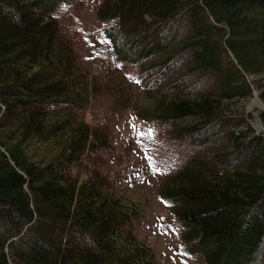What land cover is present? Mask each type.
Returning <instances> with one entry per match:
<instances>
[{"label": "trees", "instance_id": "1", "mask_svg": "<svg viewBox=\"0 0 264 264\" xmlns=\"http://www.w3.org/2000/svg\"><path fill=\"white\" fill-rule=\"evenodd\" d=\"M69 3L0 0V264H135L138 255L118 253L127 211L104 194L97 171L84 181L59 177L54 162L41 165L26 151L31 137L55 142L71 163L103 146L88 126L65 139L51 121L63 99L76 94L69 101L76 102L83 94L68 83L75 72L73 41L80 39L54 16ZM98 14L115 56L141 61L164 51L158 68L167 73L185 54L191 70L207 77L205 89L172 95L177 83L171 80L170 94L154 95L150 120L161 125L167 142L202 147L229 120L234 101L250 97L254 87L264 100V0H102ZM234 149L242 165L233 173L224 167L232 153L208 162L195 150L176 165L166 189L189 253H200L204 264L260 261L264 136L248 131ZM122 174L117 177L128 175Z\"/></svg>", "mask_w": 264, "mask_h": 264}, {"label": "rangeland", "instance_id": "2", "mask_svg": "<svg viewBox=\"0 0 264 264\" xmlns=\"http://www.w3.org/2000/svg\"><path fill=\"white\" fill-rule=\"evenodd\" d=\"M101 4L102 0H70L54 13L62 29L80 39L73 41L75 72L71 71L68 83L75 93L83 94L76 102H69L76 94L63 99L51 121L59 125L57 135L65 139L78 128L85 131L88 126L97 144L103 146L69 163L64 161L57 143H39L31 137L32 141L27 140L25 145L27 154L41 165L54 162L61 171L59 177H78L84 181L91 172L97 171L96 181L105 186L104 194L107 192V196L118 199L126 208L128 218L122 224L116 244L121 255L133 254L131 249L138 251L132 257L135 264H204L203 256L189 253L185 244L174 206L165 195L169 179L175 175L179 161L192 158L195 150L203 151L208 162L232 153L225 169L231 174L240 168L242 162L235 157V143L248 131L264 136V106L253 101L254 93L234 101L231 113L226 116L229 120L218 132L209 135L202 147L196 148L193 142L172 139L167 142L161 125L150 120L154 95L171 91L166 86L171 80L177 83L176 93L172 95L184 96L195 89H205L207 77L200 70H191L189 56L185 54L175 58L167 73L162 70H165L163 66L158 68L167 56L164 51L154 52L152 57L145 56L141 61L125 54L122 58L115 56L104 37L107 22L98 18ZM149 41L135 46V51H140ZM114 58L123 62L113 64ZM142 64L146 67L145 73ZM155 81L159 82L153 90ZM254 89L264 103L261 89ZM148 129L152 130L150 136L137 135ZM90 139L93 138L90 136ZM124 172L128 173L126 178L117 177ZM115 264L126 263L116 260ZM257 264H264V245Z\"/></svg>", "mask_w": 264, "mask_h": 264}, {"label": "snow or ice", "instance_id": "3", "mask_svg": "<svg viewBox=\"0 0 264 264\" xmlns=\"http://www.w3.org/2000/svg\"><path fill=\"white\" fill-rule=\"evenodd\" d=\"M137 83H139V81H137ZM133 129L136 130V126L135 125H133ZM151 134H152V130L151 129H148L146 131L137 132V135H139V136H145V135H149L150 136ZM156 171H159V169H156Z\"/></svg>", "mask_w": 264, "mask_h": 264}, {"label": "water", "instance_id": "4", "mask_svg": "<svg viewBox=\"0 0 264 264\" xmlns=\"http://www.w3.org/2000/svg\"><path fill=\"white\" fill-rule=\"evenodd\" d=\"M254 99H253V101H256V102H258L259 104H261L262 106H264V103H263V101L258 97V91L257 90H255L254 91Z\"/></svg>", "mask_w": 264, "mask_h": 264}]
</instances>
